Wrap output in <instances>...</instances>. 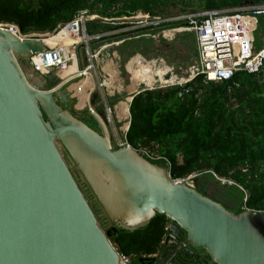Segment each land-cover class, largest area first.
Returning a JSON list of instances; mask_svg holds the SVG:
<instances>
[{
  "label": "water",
  "instance_id": "1",
  "mask_svg": "<svg viewBox=\"0 0 264 264\" xmlns=\"http://www.w3.org/2000/svg\"><path fill=\"white\" fill-rule=\"evenodd\" d=\"M45 38L0 29V264H127L104 223L131 232L156 215L169 224L166 242H184L209 264H264V211H230L135 148L112 146L100 110L72 111L81 74L31 67Z\"/></svg>",
  "mask_w": 264,
  "mask_h": 264
},
{
  "label": "trees",
  "instance_id": "2",
  "mask_svg": "<svg viewBox=\"0 0 264 264\" xmlns=\"http://www.w3.org/2000/svg\"><path fill=\"white\" fill-rule=\"evenodd\" d=\"M246 3L261 5L264 0H0V23L16 25L21 34L55 33L86 11L95 16L86 23L87 33L93 35L115 29L105 18L130 17L139 11L153 14L178 4L211 11ZM259 21L264 26V20ZM181 23L170 22L175 25L171 27ZM136 42H125L120 53L135 52ZM129 112L127 142L142 153L152 151L155 157L148 159L167 166L173 179L196 174V188L206 196L203 179L231 197L237 192L240 202L233 212L264 211V67L255 74L236 72L223 81L197 77L183 87L143 91L133 97ZM217 179H225V184ZM166 223L164 216L156 215L131 232L104 226L110 241L132 264L159 250Z\"/></svg>",
  "mask_w": 264,
  "mask_h": 264
},
{
  "label": "built area",
  "instance_id": "3",
  "mask_svg": "<svg viewBox=\"0 0 264 264\" xmlns=\"http://www.w3.org/2000/svg\"><path fill=\"white\" fill-rule=\"evenodd\" d=\"M94 17V15H88L86 11H82L79 12L73 20L62 26L52 37L59 35L63 31H67L68 37H71V43L64 45L58 43L47 44L46 52L34 55L30 58L29 62L33 70L42 75L48 74L52 70L58 73L60 70L65 69L63 67L71 65L72 63L73 59L66 57V52L70 53L72 51L76 59L77 47L83 45V48L80 49L83 69L79 70L78 68L77 56L76 72H72L69 75H75V73L80 71L84 73L87 71L91 75L90 70L94 68V62L100 54V50L91 52L90 44H92L93 41L101 39L103 37L102 35H104L102 33L93 35L87 33L86 23ZM261 19L264 20V4H246L234 9L201 11L185 16L182 20V25L166 30L167 34L163 35L169 36L170 38L175 33H193L195 36L197 53L193 63L184 70L179 71L175 66L166 64L159 59L146 61L139 58V61H135L134 64H132L131 61L129 69L132 64L133 70L130 69V72L132 73L136 70L144 74L146 78L142 80L135 78L137 85L139 87L143 85L144 88L130 93V98L147 90L163 89L173 86L183 87L197 77H202L205 82H217L230 79L236 72H246L248 74L258 73L264 67V43L260 47H256L254 30ZM173 20L174 19L170 21ZM138 24L137 22L136 27L144 25L142 21H140L139 25ZM148 24L150 23H147V25ZM0 29H6L19 38H25L24 34L20 33L16 25L0 23ZM61 35L64 36L65 34ZM82 49H84V53H82ZM109 70L108 67L104 69L103 66L102 71L107 75V78L105 76L103 77L102 81L98 84L99 87L109 90L110 93H113L116 89L119 91L122 90V79L119 76L111 77ZM149 74L150 76L148 77ZM149 78H151L150 82L147 81ZM109 82L112 86L107 85ZM94 91L96 90L93 84L85 90L84 96H88L87 100H84L81 106L79 105L80 107L75 105L77 112L81 113L84 106H86L88 108L87 111L89 110L97 114V109L90 103L91 94L98 93ZM98 91L103 92L101 90ZM72 92L74 93L73 90ZM73 96L79 98L78 95L76 96L73 94ZM105 96L109 97V95ZM130 98L128 97L125 101L128 113L126 116L127 123H125L126 127L124 129L125 134L122 138L118 139L116 144L117 147L130 146L125 138L130 121L128 109ZM102 104V106L106 107L105 110L107 115L111 116L112 110H115L114 106H112L113 104H106L103 101ZM107 122L109 123L110 121H106V123ZM142 151L147 157H155L153 152L148 149ZM168 229L169 224L166 223L160 246L164 243ZM157 253L158 251L146 256H155ZM122 260L129 264L127 257L122 256Z\"/></svg>",
  "mask_w": 264,
  "mask_h": 264
},
{
  "label": "rangeland",
  "instance_id": "4",
  "mask_svg": "<svg viewBox=\"0 0 264 264\" xmlns=\"http://www.w3.org/2000/svg\"><path fill=\"white\" fill-rule=\"evenodd\" d=\"M201 12L203 9L196 8V7H187V6H169L159 9H155L153 14L145 13L142 11L136 12L134 15H131L130 17H119V18H105L104 20L106 22H109L112 26L114 25L115 29H112L111 31L103 32V37L99 40L93 41L92 44H90V51L96 52L100 50V54L97 56L94 62V68L90 70L91 78H92V84L95 86V90L98 91L101 90L103 92V95H109V99L111 100V103L113 104L116 111L112 110L111 116H108L106 113V107L102 106L99 109H101L102 114L104 115V121H116L118 120L120 132L124 135L125 134V123H127V119H123V115H121L119 103L122 101H126L128 97H130V93H133L135 90H139L144 88L143 85H140V87L137 85L136 79L138 77L136 76L135 72H130L131 67L129 69V65L132 61V64L137 61L139 58L146 60V61H152L159 59L163 61L166 64L175 66L179 71L184 70L189 65L193 63L195 60V57L197 55L196 53V43H195V36L191 32H181V33H175L172 35V37L169 38V36H164L167 34L166 30L170 28H174L171 26H175L174 24H170V22L175 21H182L185 16H188L190 14H193L194 12ZM174 19L173 21H170ZM167 20V21H165ZM140 21L143 22V26L136 27L137 22L140 24ZM147 23H150L147 25ZM138 24V25H139ZM121 27H117V26ZM56 33V32H55ZM55 33H30V34H24L25 38H37V37H52ZM101 34V33H98ZM164 34V35H163ZM49 36V37H48ZM254 36L256 39V45L261 43L260 37H264V26L259 21L257 24L256 29L254 30ZM137 41L138 49L133 52L132 54L126 53H120L119 47L125 46V42H132ZM128 49V47H124V50ZM133 49V48H132ZM82 53H84V49H82ZM135 59V60H134ZM139 61V60H138ZM131 64V66H132ZM104 66V69L108 67L111 71L115 69L116 75L114 77L119 76L122 79L123 89L122 90H114L113 93H110L109 90L102 89V87H99V82L102 81L103 77L105 76L107 78V75L102 71V68ZM72 73V72H70ZM140 73V72H139ZM141 74V73H140ZM135 76V77H134ZM136 78V79H135ZM83 78L78 79L76 82H74L73 85L82 82ZM139 80V79H138ZM72 87V86H71ZM70 89L74 91V95L77 96L75 93V89L72 87ZM88 88L84 89L87 90ZM95 91V92H96ZM100 92V91H99ZM108 93V94H107ZM94 94V93H92ZM91 94V96H92ZM90 96V97H91ZM76 98V97H75ZM77 107L81 106V100L80 98H76ZM80 105V106H79ZM117 106V107H116ZM87 107L84 106V109L81 111L83 112L82 115L86 114ZM97 109V111L99 110ZM72 111L76 113L75 106L72 108ZM120 113V115H119ZM128 113H126L124 116H127ZM107 118V119H106ZM106 123V122H105ZM90 125H94L91 119H89ZM106 123V127H107ZM111 126L107 127L109 136H110V143L112 146H117L114 144L116 141H114V135L110 131ZM154 154V153H153ZM196 174H193L191 176H188L186 178V181L190 184L196 187ZM204 180V190L209 195L208 197H214L217 201H219L221 204L225 205L227 209L230 211L235 210L240 202V199H237V192H232L234 197H231L230 195L226 194L223 190H221V187H217V184H215L213 181H205ZM219 184L223 183L225 184V179H217ZM223 184H221L223 186ZM229 184H232L231 181H229ZM128 258V257H127ZM129 260V258H128ZM129 264H131V260H129ZM132 264H140L135 259L132 260Z\"/></svg>",
  "mask_w": 264,
  "mask_h": 264
},
{
  "label": "bare ground",
  "instance_id": "5",
  "mask_svg": "<svg viewBox=\"0 0 264 264\" xmlns=\"http://www.w3.org/2000/svg\"><path fill=\"white\" fill-rule=\"evenodd\" d=\"M61 34H65L64 36H62ZM45 43L47 44H70L71 43V37H68L67 31H63L61 32L59 35H56L54 37H49V38H45ZM66 57H70L72 58V63L71 65H66L64 70H60V72H58L57 74L61 77H64L66 75H69L70 72H76L77 69V56L75 59L74 53L71 51L70 53L66 52ZM134 64V63H133ZM131 70H133V67L131 66ZM111 77H114L112 72H116L114 69L111 71L109 70ZM135 72L136 76L138 77L139 80L145 79L146 76L144 74H140L139 72H137L136 70L133 71ZM75 74H81L83 75V80L82 82H79L75 85H72V87L75 89V93L78 95V97L80 98V100H82L81 104L84 102V100H87V95L84 96L85 90L86 88H88L90 85H92V79H91V75L86 71L85 73L83 71H80L78 73ZM150 76V74L148 75V77ZM135 77V76H134ZM147 81H151V78H149ZM113 82V80H112ZM108 86H112V84L109 82L107 83ZM71 87V88H72ZM130 98V97H129ZM120 106V112H122L121 114L125 115L127 113V104L126 102L122 101L119 103Z\"/></svg>",
  "mask_w": 264,
  "mask_h": 264
},
{
  "label": "flooded vegetation",
  "instance_id": "6",
  "mask_svg": "<svg viewBox=\"0 0 264 264\" xmlns=\"http://www.w3.org/2000/svg\"><path fill=\"white\" fill-rule=\"evenodd\" d=\"M77 114H80L81 116L82 113L76 112ZM89 123V120H88ZM164 243L166 245V252L164 254V257L162 256L161 258H158V253L155 256H151L147 258L149 260H144L143 262H139L140 264H155V261L157 260L158 264L161 262L165 263L167 260L166 258L169 256H172L175 258V256H179L180 260H177L178 262L174 261V264H209L208 263V258L206 255L202 254V252H193L190 249L186 250V246L184 242H182V245L178 240L176 239H168L167 242L164 240ZM163 243V244H164ZM169 254V255H168ZM161 261V262H160Z\"/></svg>",
  "mask_w": 264,
  "mask_h": 264
},
{
  "label": "crops",
  "instance_id": "7",
  "mask_svg": "<svg viewBox=\"0 0 264 264\" xmlns=\"http://www.w3.org/2000/svg\"><path fill=\"white\" fill-rule=\"evenodd\" d=\"M260 39H261V43L260 44H257L256 45V42H255V45H256V47H260L263 43H264V37H260ZM112 74H113V76H115L116 75V72H112ZM99 90V89H98ZM95 92V91H94ZM98 93L97 94H95L96 95V97H95V104H100V103H102V101L104 102V103H106V104H112L111 103V100L108 98V96H105V95H103V93H101V92H99V91H97ZM119 106V105H118ZM119 108H120V106H119ZM100 110V112H102L101 111V109H99ZM114 111H116V109L114 110ZM81 113H83V112H81ZM122 113V112H121ZM119 115H120V113H119ZM121 115H123V114H121ZM121 118H123V119H126V116H124L123 115V117H121ZM108 123V122H107ZM119 121L118 120H116V121H111L110 120V122L107 124V127L108 126H111V128H110V131L113 133V137H114V141H116L114 144L116 145L117 144V142H118V139L119 138H122V136H123V134L121 133V135H119V133H117V131L118 132H120V128H119ZM110 137V136H109ZM111 139V138H110Z\"/></svg>",
  "mask_w": 264,
  "mask_h": 264
}]
</instances>
